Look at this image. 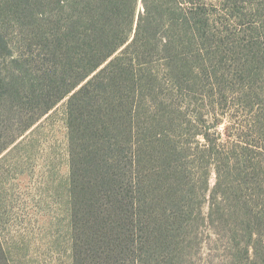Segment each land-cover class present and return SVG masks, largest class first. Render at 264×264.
Listing matches in <instances>:
<instances>
[{
    "label": "trees",
    "instance_id": "16d2710c",
    "mask_svg": "<svg viewBox=\"0 0 264 264\" xmlns=\"http://www.w3.org/2000/svg\"><path fill=\"white\" fill-rule=\"evenodd\" d=\"M263 56L264 0H0V164L65 100L73 264L181 257L201 223L244 241L234 258L264 259L260 93L241 86L250 115L224 137L226 115L199 111L225 102L206 99L218 64L247 72Z\"/></svg>",
    "mask_w": 264,
    "mask_h": 264
},
{
    "label": "rangeland",
    "instance_id": "374dc122",
    "mask_svg": "<svg viewBox=\"0 0 264 264\" xmlns=\"http://www.w3.org/2000/svg\"><path fill=\"white\" fill-rule=\"evenodd\" d=\"M245 23L230 21V28L242 31ZM234 66L236 63L229 61L218 64L217 67L222 69L219 74H225L221 82L216 84L215 80L207 81L210 87L214 86L206 99L217 101V98H222L225 101L223 106L199 110L208 121L206 123L212 121L214 114L217 117L226 115L222 116L223 121L217 128V131L222 132V137L225 136L226 124H231L230 131L233 132V126L250 115L247 105H243L240 100L242 85L250 83L252 90L260 93V97L253 100V107L257 109L262 106L264 109V64L247 72L239 71ZM202 94L199 93L197 98ZM190 109L192 107L187 111V117L196 114L195 110L191 112ZM250 109L253 111V108ZM194 139L202 140L198 135L190 138L189 143H193ZM18 140H21V144L5 151L6 158L0 164V233L10 264H73L65 100L59 102ZM216 181L217 173L212 168L210 186ZM201 207L202 215H206L207 207ZM190 233L195 240L188 242L181 257L178 254L173 256L167 248L159 246L147 264L264 262L260 255L250 259L234 258L233 251H241L244 241H236L234 246L228 247L224 242L217 241L216 234L204 223L191 229Z\"/></svg>",
    "mask_w": 264,
    "mask_h": 264
}]
</instances>
